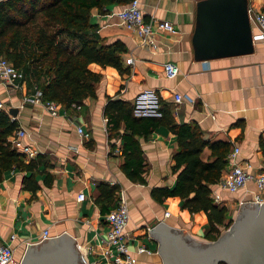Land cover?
<instances>
[{
    "label": "crops",
    "instance_id": "0c3cea01",
    "mask_svg": "<svg viewBox=\"0 0 264 264\" xmlns=\"http://www.w3.org/2000/svg\"><path fill=\"white\" fill-rule=\"evenodd\" d=\"M201 0H139L143 18L147 22L166 20L176 34L158 32L155 45L143 42L134 33L119 25L111 12L124 5L110 4L106 13L91 11L90 22L97 25L96 35L104 43L119 41L126 47L122 55L123 73L112 66L89 64V69L102 75L96 84V97L87 98L79 108L60 106L51 115L37 100L26 81L17 80L13 92L0 82L2 110L16 121V128L26 131L23 145L35 150L33 158L10 147L22 156L20 165L0 169V237L9 242L16 261L21 260L28 245L40 242L42 232L49 237L63 233L70 235L87 251L88 264H113L106 250L114 251L103 238L108 227L103 220L108 205L97 204V186L101 183L117 186L115 195L124 190L128 202V248L136 264H163L158 243L149 235L153 222H163L174 229L184 230L193 239L207 242V219L204 212L190 214L181 209L179 197L164 198L161 202L151 196L152 188L175 185L172 172L173 155L177 149L176 136L160 126L146 138H138L147 168L146 183H133L121 171L122 156L119 134L111 139L103 109L107 98L122 99L135 104L143 92H151L171 106L177 123L195 122L205 139L238 145V160L248 161L264 171V43L253 44V52L196 61L192 36L196 25V4ZM248 5L263 8L264 0H247ZM173 62L178 74L166 78L163 65ZM182 96L181 103L174 95ZM159 103L154 108L159 111ZM16 109V117L10 110ZM159 113V112H158ZM152 116V115H150ZM89 133L86 139L77 128ZM123 130L121 125L120 132ZM210 150L203 149L200 158L209 160ZM33 163L32 168H26ZM227 171L225 167L222 174ZM249 188L253 189L252 184ZM79 193L84 200H77ZM244 191L223 192L224 204L230 215L237 209L228 208L227 200L235 203ZM165 211L168 215L165 216ZM143 245L150 253L136 252Z\"/></svg>",
    "mask_w": 264,
    "mask_h": 264
},
{
    "label": "trees",
    "instance_id": "16d2710c",
    "mask_svg": "<svg viewBox=\"0 0 264 264\" xmlns=\"http://www.w3.org/2000/svg\"><path fill=\"white\" fill-rule=\"evenodd\" d=\"M131 0H0V57L23 72V81L32 93L41 92V101H54L65 109L81 106L96 97V84L102 75L89 64L112 66L120 73L126 47L119 41L106 44L96 35L97 25L90 22L93 9L106 13L110 4L126 5ZM158 116H138L135 104L107 98L103 115L110 139L119 134L121 171L133 183H146L147 168L138 138H146L156 128L166 127L176 136L172 172L175 185L152 188L151 196L161 202L179 197L181 209L190 214L204 212L207 219L205 238L216 240L233 221L225 206L210 198L211 187L221 177L230 151L228 142L205 139L197 123H177L170 104L158 99ZM121 125L123 130L120 132ZM16 128V121L0 110V169L20 165L22 156L6 141ZM210 150L209 160L200 155ZM264 154V142L260 140ZM26 168H32L29 163ZM97 204L108 205L105 214L117 206V186L99 184ZM223 264V263H220Z\"/></svg>",
    "mask_w": 264,
    "mask_h": 264
},
{
    "label": "water",
    "instance_id": "95a60500",
    "mask_svg": "<svg viewBox=\"0 0 264 264\" xmlns=\"http://www.w3.org/2000/svg\"><path fill=\"white\" fill-rule=\"evenodd\" d=\"M247 0H201L192 36L196 61L253 52ZM14 118L16 109L9 111ZM149 235L158 243L163 264H264V203L246 202L214 241L201 242L184 230L153 222ZM87 251L63 233L28 245L19 264H88Z\"/></svg>",
    "mask_w": 264,
    "mask_h": 264
},
{
    "label": "built area",
    "instance_id": "2783aa9c",
    "mask_svg": "<svg viewBox=\"0 0 264 264\" xmlns=\"http://www.w3.org/2000/svg\"><path fill=\"white\" fill-rule=\"evenodd\" d=\"M248 19L251 27V36L253 44L264 43V7L255 8L254 6H248ZM110 17H116L119 25L123 26L130 32L134 33L143 42L154 46V35L158 32H168L176 34L177 30L166 20H153L145 21L143 18L142 10L139 5V0H131L124 5L120 10L111 12L107 15ZM206 61H204L205 63ZM163 70L166 78H174L178 74V67L173 62H166L163 65ZM23 72L15 68L9 61L0 57V82L4 84L10 91H15L19 84L17 80H23ZM35 97L37 100H41V92L36 89ZM174 102L181 103L182 96L180 94L174 95ZM46 110L51 115H57L60 109V105L54 101H40ZM157 99L151 92L141 93L135 101V114L138 116H158L159 113L154 110L157 107ZM3 104L0 102V110H2ZM79 108V106H76ZM106 120V119H105ZM107 121V120H106ZM78 133L84 138L89 137V133L82 129L77 128ZM26 136V131L23 128H18L14 135L9 138V143L17 149L19 152L25 154L29 158H33L36 155L28 145L22 144V139ZM117 153H120L119 148L116 149ZM240 148L238 145H234L226 156L227 164L225 171L221 174L220 179L211 187L210 198L215 204H224L223 192L236 193L243 190V195L235 202L227 200L226 206L230 209H238L241 204L246 202L264 203V171H259L254 168L246 160H238ZM249 184H252L253 189L249 188ZM84 194L79 193L77 200H84ZM232 205V206H231ZM165 216L168 212L165 211ZM103 220L105 221L108 230L103 238V241L114 248V251L106 250L105 254L109 255L113 264H136L135 259L128 248V233L125 231L126 225L129 220L128 202L124 190L120 189L117 193V206L105 214ZM49 238L48 231L42 232L41 241ZM15 239V235L9 237V242ZM8 241H4L0 237V264H19L14 258V250ZM77 248L81 246L76 243ZM136 252L150 253L143 245L136 247Z\"/></svg>",
    "mask_w": 264,
    "mask_h": 264
},
{
    "label": "rangeland",
    "instance_id": "374dc122",
    "mask_svg": "<svg viewBox=\"0 0 264 264\" xmlns=\"http://www.w3.org/2000/svg\"><path fill=\"white\" fill-rule=\"evenodd\" d=\"M231 217L233 218V217H234V215H233V216L231 215Z\"/></svg>",
    "mask_w": 264,
    "mask_h": 264
}]
</instances>
